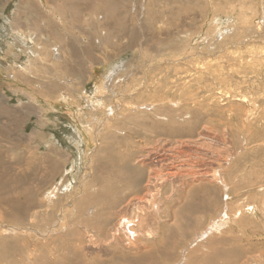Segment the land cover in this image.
Segmentation results:
<instances>
[{
    "label": "rangeland",
    "instance_id": "1",
    "mask_svg": "<svg viewBox=\"0 0 264 264\" xmlns=\"http://www.w3.org/2000/svg\"><path fill=\"white\" fill-rule=\"evenodd\" d=\"M26 1L0 0V222L41 229L42 224H47L49 220H43L41 215L36 216L33 222L27 217L20 218L16 208L7 201L19 189L35 188L37 183L42 191L51 181L54 184L64 179L59 192L71 195L86 172L83 166L90 156L104 162L111 160L103 167L95 166L96 172L105 167H110L112 172V163L117 161L115 165H120L125 150L129 152L133 142L149 147L158 139L157 144L164 143L168 149L174 146L175 138L196 139L199 130L207 125L217 135L225 130L231 135L230 145L235 151L231 161L234 166L237 165V180L244 187L229 179L227 194L221 196L222 186L218 182V189L210 192L214 206L219 210L227 204L234 210L239 202V207L246 213L244 220L250 227L247 229L255 234L250 233V241L244 245L252 251L247 256L251 259L256 252H264V215L259 209L257 197H252V194L264 191V0H48L49 3L47 0H39L41 3L33 0L36 1H32L33 4L29 2L31 0ZM62 11L69 14L68 18L71 15L89 18L91 12L104 27L92 35L93 20L84 27L80 24L71 26L64 19L61 26L59 14H64ZM17 12L22 20L30 21L27 23L32 30L26 26L22 30L33 32L32 42L14 29ZM216 15H219L220 22L215 27ZM105 16L108 18L105 19ZM242 16L245 19H241ZM241 20H248L251 28L244 29ZM258 20L262 21L258 23L262 29L257 34L253 28ZM45 26H49L51 31ZM132 30L138 37L128 45ZM139 33L145 40L139 41ZM48 35L54 38L48 40ZM55 45L63 47L61 55L65 60L55 62L54 54L57 51L60 53ZM185 50L194 51L193 57L184 58ZM116 67L124 68L111 82L115 84L118 79H125L120 83L119 92H126L125 84L132 82L130 85H134L135 90L138 88L139 93L154 91L152 100H147L164 101L166 110L162 111L163 115L149 114L144 120L140 118L144 126L136 125L139 137L138 133L136 137H131L135 133L123 130L111 139L106 137L105 132V138L98 137L97 143L94 133L92 139L85 131L82 134L83 127L90 128L82 123L90 116L82 112V108L93 87L95 75ZM133 72H136L135 76ZM142 76L149 85L148 89L143 90L139 83ZM159 89L165 90L167 96L162 95ZM139 93L132 97L139 96ZM164 96L166 101L162 99ZM92 117L98 119L102 115L96 112ZM116 122L121 124L122 120ZM169 125L176 126V134L166 132ZM151 126L155 131L150 132ZM166 126L167 130L162 132ZM142 132H146L144 138ZM203 138V143H200L202 151L219 149L215 141H208L205 135ZM179 158L183 161L186 156ZM29 161L44 168L45 175L37 182L23 185L18 179L26 172ZM146 170L142 169L143 172ZM258 176L261 177L259 182L255 179ZM250 180H254L251 187L248 186ZM260 184L262 187H259ZM232 185L243 189L234 191ZM36 198L39 200L40 196L36 194ZM42 207V204L36 207L37 211L42 212ZM170 209L178 210L181 217L177 222L181 228L176 226L181 230L176 231L178 240L174 246V253H177L174 258L177 259L182 245L190 243L198 229L206 225L185 222L184 204L173 203ZM199 212L195 216L190 215L201 221L203 219L204 224L213 215V209ZM168 222L171 224L173 221ZM176 228L173 226L172 230ZM0 236V264L7 261L9 264H37L39 259L43 264L60 262L48 252V247H53V238L61 237L60 234L46 239H40L29 231L14 235L2 233ZM30 252L32 260L26 259ZM114 257L118 259L120 255ZM94 259H97L96 255L87 253L73 261L65 259L62 264H97ZM219 262L225 263L224 260ZM211 264H218V261L214 260Z\"/></svg>",
    "mask_w": 264,
    "mask_h": 264
},
{
    "label": "bare ground",
    "instance_id": "2",
    "mask_svg": "<svg viewBox=\"0 0 264 264\" xmlns=\"http://www.w3.org/2000/svg\"><path fill=\"white\" fill-rule=\"evenodd\" d=\"M32 1L33 0L29 2ZM37 1L41 3V1ZM33 2L35 3L36 1ZM38 2L37 6L39 7L40 4ZM63 12L64 11H62V13ZM17 15L18 12L16 16ZM68 15L69 14L65 12L64 14H59L60 22L66 19V22L71 26L80 24L86 27L90 24V21L93 20V24H91L93 28L92 35H95L98 29L101 31L104 27L103 23L98 22L100 21L98 17L96 18L91 12L89 18L86 16L84 17V15L81 17H79V15L78 17L71 15L68 18ZM20 16L21 15L17 16L14 23L12 22L14 24L13 27L21 34L23 33L29 42H32L33 32L22 30L24 26H29L28 23L30 21H24ZM218 16L214 18L215 27L218 21L220 22ZM242 17L243 18H239L245 19V16ZM28 18L30 19V17ZM107 18L108 17L105 16V19ZM241 22H243V20H241ZM260 22L262 21L258 20L256 24L254 23L255 27L253 26V30L255 33L262 29L261 24L258 25ZM63 23L61 22V26ZM241 25L247 30L251 28L248 24V20H244ZM45 27L49 28L48 30L51 31L49 26ZM132 31L133 34H130L128 45L133 44L134 39L138 37L136 31ZM257 34H255V36ZM48 36V40L54 38L53 35ZM140 36L141 38L139 41L145 40L141 33H139V37ZM102 42L105 43L104 39ZM55 46L54 48L57 50L58 47L60 51V53L57 51V53L54 54V58L56 59L55 62L65 60L66 58L62 56L63 47H61V45ZM87 48L88 50L91 49L89 45H87ZM139 51H141V47ZM185 52L184 58L193 57L192 55H194V51L192 52L190 50L187 52V50H185ZM68 60L69 59H67V61ZM172 60H174V57ZM159 61L160 60H158V62ZM178 61H180V59H178ZM122 69L124 68L116 67L115 69L103 70L101 73H97L91 92L89 91L88 95L85 97L86 101L84 102L85 104L82 108V112L90 116L82 123L87 124L91 130L90 128L83 127L81 131L82 134L85 131L91 139L94 133V141L97 143L98 137L105 138V132L106 137H110L111 139L115 138L119 131L121 132L123 130L130 131L133 134L135 133V136L131 137H136L138 133L137 137H139L140 133L136 125L144 126L141 119H146L149 114L154 116L163 115L162 111L166 110V103L164 101L161 102L160 100H156L155 102L147 100H152L154 91L144 90L148 89L149 85H146L147 82H145L146 80L144 81L143 76L139 79L141 80L139 83H141V87L144 91L140 93L137 92L138 88L135 90L134 85L131 86L130 83L132 82H130L125 84L126 92H119L120 83L125 79H118L119 81L117 80L115 84H111V82H114L119 75V71H122ZM125 70L128 69L125 68ZM133 75L135 76L136 72H133ZM158 91H161V89ZM137 93H139V96L132 97ZM161 94H166L165 96H167L165 90H162ZM165 96L162 97L163 100H165ZM156 99L159 98L157 97ZM139 100H141L140 103ZM156 103H158V105H155ZM88 107H91L89 111H87ZM125 111L128 112V114H124ZM96 112H99L102 117L94 119L92 116ZM139 113H142V115L140 116ZM164 115L166 114L164 113ZM119 120H122L121 124L116 122ZM164 128H161L163 130L162 132L167 130V126L165 129ZM174 128H176V126L169 125V130L166 132H170L174 135L176 134ZM151 131H155L153 126L150 127V132ZM145 133L146 132L141 133L142 138H144ZM203 135H205L206 139L209 138L208 141H215V143L219 145V149L214 148L212 150L206 149L202 151L200 143H203L202 140L205 139ZM197 136L196 139L175 138L174 146L168 149L165 148L164 143L157 144L159 142L158 139L149 147H146L144 144L140 146L133 142V145L129 147V149L132 148L129 152L124 149L125 155L123 157L124 159H122V163L119 161L120 165H115L118 162L112 161V166H114V168L111 167L112 172L109 171L110 167L102 168L103 171L96 172L94 170L95 166L97 168L103 167L104 164L111 163V160L109 162H104L98 158L94 159L93 156L89 158L88 155L89 161L83 166L86 172L80 178L79 184L76 186L78 188L73 191L71 194L72 196L68 195L67 192H59L64 179L54 184L53 181H49L51 184L45 186L42 191L38 188L39 184L37 183L35 184V188L25 187L19 189L15 192L16 195L13 194L12 198L7 199V201L16 208V213L21 215L20 218L27 217L29 221L33 222L37 218L36 216L41 215L43 220L49 221L45 225L42 224L41 229L32 226L3 224L0 222V235L2 233H9L12 235L24 234L29 231L33 232L40 239H46L47 237H54L60 234L61 237L53 238L52 249L48 247L49 254L54 255L55 258L60 260L58 264L64 263L65 259H71V261H73L77 259V256L83 258L87 253H93L97 256V259H94L97 261V264H211L214 260L218 261V264H264V252H256L251 256V259L247 256L249 253H252V251L248 246L245 248L244 245L249 243V237L251 234H254V232L248 230L250 227H247V222L244 220L246 213L242 210V207H239V202L236 208L234 207V210L232 207L229 208L227 204L221 207L218 206L220 208L218 210L214 206V199L210 193L214 191L219 182L224 190L223 191L220 187L222 191L221 196L227 194V181L229 179L236 185L238 184L243 187L238 182L239 179L237 180L239 177L237 174V165L234 166L231 161L232 157L235 155V151L232 145H230V141L232 142L230 139L231 135L226 130L223 131V134L217 135L210 126L204 125V127L199 130ZM81 139L83 140V137ZM202 154L205 156L199 157ZM181 155L186 156V159L183 161L179 160ZM140 168H147V170L143 172ZM43 169L44 168L30 164L26 172H24V175H22V178L18 180L20 183L23 182V185H27L30 182L39 180V178L42 179L44 177L42 175H45ZM255 179H258V182L261 181L260 176L257 178L255 177ZM252 181L254 180L248 181L249 187L252 186ZM237 186H233L234 191H242L244 188L239 187L240 189H237ZM259 187H262V184H260ZM36 194H38V197L40 196L39 200L36 198ZM253 196L257 197L259 209L262 215H264V191L262 193H254L252 194V197ZM176 202L184 204L186 208V214L183 216L185 222L193 221L206 225L198 229L190 243L182 245L181 253H179L177 259L174 258L177 255V253H174V246L175 242L178 240L176 231L181 230L176 228V226L181 228L180 223H177L180 221L179 218L181 217L178 216V210L170 209L171 205ZM41 204L43 205L42 212H38L36 207H41ZM44 207L45 209H43ZM202 209H213V215L206 224H204L203 219L201 221L199 218L190 215L192 214L195 216V213ZM26 213L27 215H25ZM164 217L169 219H164ZM170 220L173 221L171 224L168 222ZM234 223H238V225ZM20 224H22V222H20ZM173 226H175V230H172ZM233 227L236 228L234 229ZM236 229L238 231H236ZM60 250H64L65 252H61ZM27 254L26 259L32 260L33 254L31 255V252ZM119 255L120 257L118 259L114 257ZM86 260L87 258H85V261ZM220 260H224L225 263H220ZM36 263L43 264V261L39 259ZM6 264H9V262L7 261Z\"/></svg>",
    "mask_w": 264,
    "mask_h": 264
}]
</instances>
